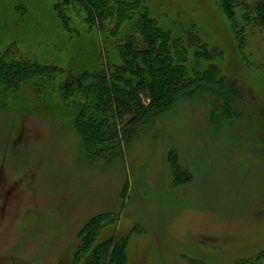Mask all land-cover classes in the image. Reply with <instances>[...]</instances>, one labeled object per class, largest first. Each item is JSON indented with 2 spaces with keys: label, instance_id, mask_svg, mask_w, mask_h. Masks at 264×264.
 <instances>
[{
  "label": "rangeland",
  "instance_id": "rangeland-1",
  "mask_svg": "<svg viewBox=\"0 0 264 264\" xmlns=\"http://www.w3.org/2000/svg\"><path fill=\"white\" fill-rule=\"evenodd\" d=\"M126 3L125 22L101 8L103 26L88 27L61 0H0V55L59 70L0 88V264H83L107 242L100 252L123 244L122 264H264V28L238 13L240 49L216 0ZM135 23L165 33L202 88L88 153L74 130L83 101L61 84L110 80L126 35L146 47ZM121 76L125 89L134 73ZM222 82L238 89L216 123Z\"/></svg>",
  "mask_w": 264,
  "mask_h": 264
},
{
  "label": "trees",
  "instance_id": "trees-1",
  "mask_svg": "<svg viewBox=\"0 0 264 264\" xmlns=\"http://www.w3.org/2000/svg\"><path fill=\"white\" fill-rule=\"evenodd\" d=\"M66 10L77 6L79 10L86 14L85 22L94 25L95 22L101 27V21L106 13L101 8L113 12L111 19L119 25L128 20L130 13L127 2L133 0H61ZM220 10L231 24L234 37L238 47L242 49L244 41L241 31H238L236 15L242 16L244 27L264 28V0H254L252 3L241 0H216ZM64 9V10H65ZM63 12V11H62ZM58 16H61L58 14ZM64 20L62 14L61 17ZM116 23V28L118 24ZM138 29V35L143 38L145 49L141 50L137 41L131 35H126L128 42H119L117 47L120 49V56L123 65L116 68L115 75L107 80L105 75H94L95 80L102 79L103 83L85 80L91 77L90 74L83 73L73 76L61 84L62 91L68 94L66 97L77 98L83 101L82 108L76 112V122L74 130L81 136L85 150L92 154L103 152V148L108 146V142L115 138L124 139L128 133L135 131L136 127L147 119L158 115L167 110L177 101L186 98L190 93H195L202 88V77L192 80L185 77L183 71L177 67L167 52L164 43L166 34L160 33L156 36L151 31H142L143 28L134 24ZM147 37V39H145ZM163 42V43H162ZM47 72V78L59 72L55 66H44L34 63L12 59L7 54L0 55V88L8 90L17 89L22 83L32 79V77L42 75ZM134 73L132 83L124 85L125 89L118 84L125 83L121 73ZM117 75V79L114 77ZM85 81H81V80ZM106 81H112V91H109ZM216 99L213 101L216 112L215 122L224 121L231 117V108L228 105L230 98L234 95L236 87L233 84L224 82L218 84ZM234 86V87H233ZM238 89V85L236 87ZM71 91V92H69ZM215 102H219L216 104ZM221 102V105H220ZM76 104V103H75ZM104 107L103 114L98 110ZM83 109V110H82ZM150 114V115H149ZM149 115V116H148ZM142 120V121H140ZM108 151V150H107ZM103 154V153H102ZM173 161V160H172ZM88 237H90V230ZM95 247L87 260L83 264H122L125 262L123 244L114 251L106 248L101 252V246ZM87 250V247H85ZM100 252V253H99Z\"/></svg>",
  "mask_w": 264,
  "mask_h": 264
}]
</instances>
